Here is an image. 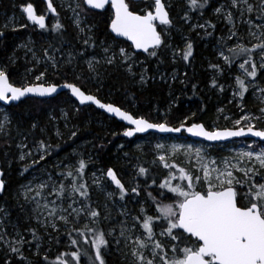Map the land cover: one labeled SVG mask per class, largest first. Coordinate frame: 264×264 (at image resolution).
<instances>
[{"label": "snow or ice", "instance_id": "snow-or-ice-1", "mask_svg": "<svg viewBox=\"0 0 264 264\" xmlns=\"http://www.w3.org/2000/svg\"><path fill=\"white\" fill-rule=\"evenodd\" d=\"M108 4L112 11L108 27L110 32L115 34L113 40L123 37L131 42L129 48L142 50L148 56H156V49L163 43L156 22L162 26L172 24L162 0H151L141 12L133 10L128 0H76L75 7L70 9L73 12L72 22L78 39H82L85 48L96 46L92 27L82 26L88 12L103 10ZM187 4L189 10H203L209 5V0H187ZM22 12L26 14L28 22L37 25L39 29L48 30L46 16L37 14L32 3L23 6ZM47 12L58 17L53 0H47ZM213 14L218 19L223 18L229 25L228 34L218 38V57L228 68L238 67L240 74L235 77L238 90L233 95L243 100L244 94L254 86L252 82L258 79V73L264 70V0H225L213 9ZM188 18L186 12L183 19L187 22ZM238 22L247 25L245 34L238 31ZM7 27L5 24L4 28ZM27 27L28 24H21L19 28H13V31ZM215 27L211 20L192 26L193 30L204 29L205 35H211L207 29ZM50 31L60 36L61 43H67L63 38L64 25L58 18ZM81 33H85V36L80 37ZM3 35L4 32L0 31V37ZM228 41L235 42L229 45ZM18 47H26L27 51L32 53L33 61L36 64L41 63L32 48L27 45ZM100 47L104 53L102 60H97L94 56L86 60L88 71L92 74L90 79L99 80L102 84V64L123 68L129 75L135 76V54L130 53L128 48L120 47L117 54L113 44L106 40L100 41ZM49 49L52 50L51 53ZM56 53L63 54L62 48L49 43L48 48L43 51V58L54 71H59L62 65ZM192 54L193 45L188 42L182 53L183 60L188 62ZM78 55L83 56L85 52ZM8 59L14 63L12 57ZM74 59L72 51H68L64 65L71 66ZM211 67L217 71L223 70L220 64H212ZM28 71L31 72V69ZM47 71L45 68V71L36 75L34 82L14 86L6 69L0 67V102L9 104L20 101L29 94L34 97H52L59 88H63L67 89L80 105H95L126 122L127 126L122 133L125 137L154 130L159 133L186 132L192 137L210 142L248 136L264 141V128H257L252 123L260 117L252 114L241 115L232 121V127L222 129L208 128L203 123L189 124L187 118L180 121L179 126H172L166 120L151 121L122 109L113 102H104L97 94L87 92L82 84L76 82L81 80L80 75H73L71 80L65 77L64 83L58 84L48 80ZM145 82L146 76L142 72L136 83L143 85ZM212 86H217L215 80ZM193 87L195 88V85ZM255 88L264 94V88L258 85H255ZM100 90L97 88V92ZM261 103L264 104V99H261ZM259 112L261 117H264V107H261ZM63 116L67 119V113ZM224 119L229 117L225 116ZM11 124V118L5 113L0 119V133L5 137L9 135ZM36 129L42 134L45 133V129L37 122H32L29 131ZM17 131L19 133L21 129L18 128ZM56 136L62 138V133L57 130ZM76 136L77 132L71 131L70 139ZM34 143L36 147L33 150H26L28 145L24 141L16 144L20 150L18 161H31L23 163L21 175L39 165L41 161H46L61 147L60 144L53 146L43 139ZM34 152L39 154L38 159ZM155 152L154 163L158 161L167 174L158 183L159 198L150 191L147 193L154 213L148 214V210L142 205L139 214L132 216L130 226L127 220L119 222L118 236H113L115 227L107 232L99 227L101 213L90 203L85 169L91 158L89 161L77 158L75 163H65L62 160L52 165V168L57 170L55 176L44 169L42 175H46V179L36 177L21 186L23 191L20 195L24 204L20 205V211L24 213L26 223L34 221L36 225L24 230L31 239H26L18 225L11 224L8 210L0 207V247L6 255L0 264H12V258L19 264H108L106 255L111 252L113 241L117 251L123 252L126 264H264V145L256 146L253 142L247 145V150H240L233 156L219 159L211 157L206 146L191 143H156ZM75 155L73 151L65 159ZM179 155L184 156L188 167L174 162ZM237 172L242 174L243 179L236 175ZM147 174L148 169L142 166L138 168V175ZM4 175V171L0 170V193L5 191V180L2 178ZM101 178L111 181L115 190L119 191V198H125L128 190L114 168L108 167L106 171H102L101 177L93 173L95 185H100ZM152 184H157L155 178ZM115 190L106 193L109 199L115 195ZM131 191L139 195L138 187H133ZM25 205H34L30 214ZM121 215L127 216L128 213L124 211ZM9 226L12 228L11 233L5 231ZM53 233H56L55 237ZM61 235L67 236L66 248L75 250L58 251L55 258L50 259L51 248L41 251L45 237L48 238L49 245L53 240L60 244ZM81 239L88 247L81 245ZM121 244L123 248L120 247ZM25 245L32 246L28 250L35 260L25 254Z\"/></svg>", "mask_w": 264, "mask_h": 264}, {"label": "trees", "instance_id": "trees-1", "mask_svg": "<svg viewBox=\"0 0 264 264\" xmlns=\"http://www.w3.org/2000/svg\"><path fill=\"white\" fill-rule=\"evenodd\" d=\"M24 2L34 4L37 12H44L45 5L40 0H0V31L4 32V35L0 37V66L6 69V73L9 75V80L14 85L21 84L19 74L24 69L23 61L21 57V49L18 45L25 41L28 35L32 36V39L41 46L44 50L48 48V44L52 43L54 46L62 48L63 52L72 51L75 59L71 66L64 65L59 71L50 74V81L56 83H64L65 77L71 80L73 75H77L78 71L82 67V61L84 56L78 55L80 52L97 57L99 54H103L100 41L106 40L109 44L112 43L114 50L118 54V49L121 46H125L128 49L129 43L123 40H113V35L109 32V23L111 11L107 7L102 12H95L90 10L88 12L90 18L89 22L92 24V34L95 39V47H87L82 43V39H78V33L72 22L69 20L68 13L61 9L56 0H53L54 7L58 12L57 18L64 25L63 38L67 43L60 42V36L57 33L51 32L50 21H47V29H35V27L28 23L24 15H21L22 22L28 24L26 29H19L13 31L14 27H10L8 24V18L21 10ZM132 9L141 12L146 8L150 0H142L140 2H133L128 0ZM178 9H172L170 11L172 17V24L169 26L171 33V43L175 45L181 44V35L184 34L187 37V42H191L193 45V54L189 58L188 62H185L183 58L177 59L172 57L166 47L169 39L167 34H163L160 28L158 31L162 34V45L156 49V56H148L147 53H135L134 56L139 59H143L145 62V76L146 82L143 85L136 83L138 75L131 76L126 74L124 69L117 68L115 66H109L105 68V83L103 88L97 92L93 86L83 82L82 78L76 81L78 84H82L87 92L97 94L104 102H113L115 105L120 106L122 109H126L129 112L137 115L144 116L151 121H167L172 126H178L179 122L187 118L188 123L196 122L203 123L206 127H210V124H215L217 128L223 126L221 124L219 114H217V108L220 106H227L228 96L226 92H223L218 86H210L209 70L206 67L207 61L212 57L211 44L212 36L216 34L217 27L213 29L211 35H205V32L196 36L198 30H190L189 24H185L184 19H179L177 13H180L183 3L178 2ZM213 4V0H209V5H206L203 10L195 9L191 12L197 15L200 21L208 20V10L210 5ZM7 24L8 27L4 28ZM177 30V31H174ZM209 32V30H207ZM169 32V33H170ZM81 37V34H79ZM205 39V40H204ZM51 49L49 52L51 53ZM151 51V50H150ZM59 55L60 53H56ZM65 54V53H64ZM9 57H12L13 62L9 61ZM236 66L229 68V75H233L236 72ZM135 68L133 72L135 73ZM162 74L158 79V76ZM163 77V78H162ZM225 75H221L217 82L221 83ZM162 78V79H161ZM195 85V88L193 87ZM168 94L172 95L173 101L169 103ZM39 102L41 104L56 105L61 101L73 102L77 104L68 93H61L56 97L50 99H37L27 98L20 101L16 105L5 106L11 114H17L20 112V108L28 102ZM22 110V108H21ZM70 117H75L77 128V136L70 139V133L68 137L65 135V140L54 141L53 146L60 144L61 147L56 149L52 156L48 157L46 161H43L48 171L53 174L57 171L52 168V165L60 163L62 160H73L77 154L85 153L87 151H94L96 157L99 159L100 164L105 167L114 168L119 178L124 183L127 190H131L133 187H138L139 195L136 203H130L129 198L132 196L128 191L123 199L128 207L135 206L136 211L140 210L142 205H139L141 200L145 199L143 206L148 210V213L152 210L151 201L148 199L147 193L150 191L154 196L159 198L158 183L167 174V171L159 166V162L155 160V156L149 150L146 145L140 149L133 148L132 142L134 139L141 136H149L151 139H157L160 135L149 133L147 135H137L133 138L127 139L123 136V129L125 126L116 121L113 118L108 117L100 110L92 106H79V111L74 113L69 112ZM22 115V114H21ZM41 113H38V117L41 118ZM23 116V115H22ZM25 119V117H23ZM30 121L24 123L22 128L23 133L34 140L44 139V135L39 129L31 130ZM259 123L257 127L261 126ZM51 135V132L48 136ZM169 136V135H168ZM51 137V136H50ZM5 144L4 139L0 136V159L2 166L3 158V146ZM75 152L76 155L68 157V154ZM24 163V162H23ZM22 162H13L9 169L4 170V178L6 179L5 191L0 193V204H4L9 211L12 219H15L19 223L23 224L25 221L22 219L24 213L20 211V205L17 202V198L14 196L16 192L17 173L15 171H23ZM145 167L148 169L146 176L138 175V168ZM3 167V166H2ZM1 169H4L2 168ZM3 171V170H2ZM17 171V172H18ZM27 172V171H26ZM25 172V173H26ZM155 178L157 184H152V180ZM178 181H174L176 183ZM151 185V187H149ZM238 187V186H237ZM239 188V187H238ZM130 192V193H129ZM243 192H241L242 194ZM242 196V195H241ZM98 199H102L101 196H97ZM150 203H149V202ZM152 214V213H150ZM75 237V233H73ZM63 237V236H62ZM108 264H124L112 249L109 254L106 255ZM4 259L0 257V262ZM12 264H19L12 261Z\"/></svg>", "mask_w": 264, "mask_h": 264}, {"label": "rangeland", "instance_id": "rangeland-1", "mask_svg": "<svg viewBox=\"0 0 264 264\" xmlns=\"http://www.w3.org/2000/svg\"><path fill=\"white\" fill-rule=\"evenodd\" d=\"M56 1H57V4L61 7V9H63L64 11L68 13L69 20L72 22L73 12L70 9L75 7L76 0H56ZM133 2L137 3L136 1H133ZM178 2L183 3V6H182L180 13H177V15L179 16V19H183L185 13L187 12L189 18L187 22L184 20L185 21L184 23L185 24L188 23L190 25L189 26L190 30H193L192 28L193 25H196L198 23H204V21H200L197 18V15L191 12L192 10H189L187 0H163V3L166 6V10L169 12V14L172 9L174 10L178 9V4H177ZM223 2H225V0H213V4L210 5L209 10H208V20H211L212 23L216 25L217 31H216V34L212 36V39H213L212 41L213 44H211L212 57L210 60L207 61L208 65L206 66L207 68L209 67L208 70H209V77H210V82H211L210 86H212L213 80L217 82L218 79L221 77V75H225L221 83L217 82L218 88H222L223 89L222 91L226 92L228 96L227 106L226 107L220 106L219 108H217V114H219V117H220L219 121L221 122V124H223V126L220 128L232 127L233 120L238 119L241 115H246V114H252L257 117H260L257 120H253L252 123H254L256 127L259 123H262L261 126L263 127H257V128H264V117H261V114L259 112V109L261 107H264V104L261 103V99H264V94H261L255 88V85H258L259 87L264 88V70L258 73V79L252 82L254 86L249 88V91L244 94V99L241 100L238 96L233 95V93L238 90V86L235 84V77L236 75L240 74L238 67H236L237 69H236L235 74L229 75L230 73L229 68L226 65H224L223 60L218 57V50L220 48V45L218 44V38H220L221 36H226L228 34L229 25L223 20V18L218 19L213 14V9L219 6V4ZM26 3L27 2H24L22 7L25 6ZM22 7L20 11H18L17 13H14L8 18V24L10 27L19 28V25L25 24L22 22V19H21V15L23 16ZM43 14H45L48 17L50 21V26H52V24L56 22V18L50 15V13L47 12V9L44 10ZM89 18L90 16L88 14L87 17L85 18V24L82 25L83 27H88V26L92 27V24L89 22ZM170 18L172 19L171 15H170ZM256 23H259V21H256ZM33 26L35 27V29H38L35 25ZM157 26L160 28V31L163 34L168 35V39L170 42L166 44V47L168 48L170 55L172 57L180 59L182 57L183 51L186 49V44L188 43L186 35L182 34L181 44L174 46L171 43V39H172L171 37L172 32H170L171 28L169 29V26H162L159 24H157ZM20 29H23V28H20ZM195 30L200 31L196 33V36H199L200 34L202 35V33L205 32L204 29L197 28ZM207 30H209V32L214 31L212 28H208ZM174 31H177V30H174ZM238 31L242 34H245L247 32V25H244L243 23L238 22ZM84 36H85V33H81V37H84ZM234 42L235 41H228V44L231 45ZM19 45H27V47L32 48L34 52L36 53V56L41 59V63L36 64L33 61L32 53L28 52L26 47H19L21 49V57H22L24 69L21 70L19 74V78L21 79V84L18 86H21L26 82H34L35 76L39 75L40 72L45 71V68H47L48 70L47 75H48V80H49L50 74L55 73L56 71H54L51 68V66L44 61V58H43L44 50L41 48V46L32 39L31 35H28L26 40L21 42ZM121 47H125V46H121ZM128 50L130 53H134L132 48ZM67 53L68 51L63 52V54L61 53L59 55L56 54L58 60L60 61L62 65L61 68L64 67V61L67 59ZM118 53H119V49H118ZM173 53H176V55L174 56ZM103 56H104V53L99 54L95 58L97 60H102ZM92 57H93L92 55L85 54L84 59L82 61V67L78 70L80 74L78 73L77 75H80L82 77V81L88 83V85L90 86H93L95 90H97V88L102 89L106 81L105 80L106 76H104L105 68L109 66L106 64H102L100 66V72L103 74L101 77L102 84L99 80L90 79V76L92 74L88 71V65L86 63V60ZM134 60H135V63H134L133 68L136 69L135 74L138 75V78H137V81H138L140 74L142 72L145 74L146 67H145V62L143 59H139L134 56ZM212 64H220L223 70L217 71L216 69H213L211 67ZM29 69H31V72L28 71ZM125 73L128 74L126 71ZM161 76L163 75L160 74L158 76V79ZM168 97L170 99L169 103H171L173 101L172 95L168 94ZM21 108L19 109L20 112L13 115L10 112H8L5 106L0 104V119H2L3 115L6 113L12 120V124L9 125V135L5 137L2 133H0V136L5 141V144L3 146V158H2L3 167L1 166L2 168H4L2 169L3 171L5 169L6 170L9 169L12 166L13 162H19L18 155H19L20 150L16 147L17 143L24 141V143L28 145V148L26 150H33L36 147L34 141H38V140H34L33 138H31V136L27 137L22 131V128L25 122L26 123L28 121H30V123L37 122L40 127L45 129V133H43L44 135L43 140H45L48 143H51L52 145L54 141L56 142L59 140L64 141L65 135L66 137H68V133L71 134V131L73 130L75 131L77 128V124H76L77 119L73 116L70 117V114H69V112L72 111L75 115V113L79 111V105L74 104L73 102L71 103V102L61 101L59 104L50 106L47 104H41L39 102L35 103L31 101V102L24 104ZM38 113L42 114L41 118L38 117ZM64 113H67V119L64 118L63 116ZM50 115L52 117L51 119H50ZM225 116H228L229 119L227 120L224 119ZM23 117H25V119ZM65 124H67V127H65ZM212 127L217 128V126L213 123L210 124L209 128H212ZM18 128L21 129L19 133L17 131ZM57 130H59L62 133V138H58L56 136ZM50 132H51V135H50L51 137L48 136ZM253 142H255L256 146L264 145V142L255 141L251 139H237V140L229 141V142L222 143V144H209L203 141L190 139L186 137L184 134L180 136H172V135L159 136L157 139H151L148 135L141 136L139 138L134 139L131 145H133V148L135 149H140L142 146L148 145L147 147H149V150L154 156H156V152H155L156 143H164V144L191 143L194 145H204L206 146V150L211 157L219 159L225 156H233L235 155L236 152L240 150H247V145ZM82 155H83L82 157H79L81 156V154H77L76 155L77 157L75 159L65 160L64 162L65 163H68V162L75 163L77 158H83L85 161H89V158H91L85 169V180L90 189V203L93 207H95L101 213L99 227L105 232L115 227L113 236H118L119 235V222L122 220H127L130 226L132 222L131 218L132 216L139 214V208L136 211L135 206L132 205L131 208L128 207L126 202L119 198V191L115 190V186L111 184V181H107L106 179L101 178L100 185L99 186L95 185L93 183V173H95L97 177H101V172L106 171V168L100 164L99 159L96 157V153L94 151L90 150L85 153H82ZM34 156L37 159L39 158L38 153L34 152ZM30 162L31 161L29 160V161H25L24 163H30ZM174 162L180 166H184V167L189 166L188 164L185 163V158L183 155H179L174 160ZM45 165L46 164H44L43 161H41L39 165H36L34 168H30L26 173L23 172L22 175H21V172H19L18 170H17L18 172L15 171V173H17L18 180L15 186L16 192L14 196L17 198V202L19 205L24 204L23 197L20 195V193L23 191L21 187L22 185L28 184L29 181H32L36 177L43 178V179L47 178L46 175H42V173L44 172V169H47ZM55 173L54 174L52 173V174L55 176ZM236 175L240 177L241 179H243V176L241 173L237 172ZM2 178L5 180V184H6V179L4 178V176ZM256 179L259 180V177H257ZM114 190H115V195L111 199H109L106 193L112 192ZM128 191H131V190H128ZM130 195H132L129 198L130 203L131 202L136 203V201H138L137 200L138 197L136 196V194L131 192ZM241 195H243V193ZM97 196H101L102 199H98ZM144 200L145 199L141 200V202H139V205H143L145 202ZM241 202H244V201L241 199ZM66 204H67V201H65V206ZM33 206L34 205H25V209L26 211L29 212V214H30L31 207ZM0 207H3L6 209V206L3 203L0 204ZM124 211H127L128 213L127 216L121 215V213ZM150 213L152 214L154 213L153 208L148 214ZM105 216H108L109 218L104 219ZM8 219L11 222V224L18 225L19 230L25 235L26 239H31V236L27 232H24V230L28 228L29 226H36L34 221H30L27 223L24 222L23 224H21L15 219H12L11 217H9ZM22 219L25 221V215L22 216ZM83 222L84 221L82 220L81 223ZM5 231L11 233L12 232L11 226L7 227ZM49 231H51V229H49ZM41 233H43V229H41ZM52 235L53 237H55L56 233H53ZM109 239L112 240L111 237H109ZM47 240L48 238L45 237V242H44V245L41 251L43 252L44 249L51 248V251L49 253L50 259H54L58 251L62 252L65 250L67 251L75 250L74 248H66V245L68 244V240H67V236L65 235L60 236V241H61L60 244H57L55 240H53V242L49 245L47 243ZM81 245L85 248L88 247L87 245L83 244L82 239H81ZM29 247H32V246L25 245V249H24L25 254L29 256L31 259L35 260L36 258L32 257L31 252L28 250ZM120 247L123 248V244H121ZM89 251L91 250L89 249ZM112 251L116 255L118 254L120 260L124 262V264H126L125 258L123 256V252L117 251L114 241H113ZM0 257H2V259L6 258L5 251L2 249V247H0ZM82 259L84 258L82 257ZM13 260L19 263L15 258H12V261Z\"/></svg>", "mask_w": 264, "mask_h": 264}, {"label": "water", "instance_id": "water-1", "mask_svg": "<svg viewBox=\"0 0 264 264\" xmlns=\"http://www.w3.org/2000/svg\"><path fill=\"white\" fill-rule=\"evenodd\" d=\"M44 5H45V7H46V9H47V0H40ZM133 1H136V2H140V1H142V0H133ZM162 3H163V0H162ZM26 6V5H25ZM34 6V5H33ZM107 6H109L110 7V10H111V6H110V4H108V5H106V7ZM106 7H105V9H106ZM34 9H35V7H34ZM105 9H103V10H105ZM103 10H92V11H95V12H102ZM35 11H36V9H35ZM112 12V11H111ZM37 14H40V13H38V12H36ZM23 15H24V17H25V19H26V14H24L23 13ZM45 15V14H44ZM50 15H52L51 13H50ZM46 16V15H45ZM27 20V19H26ZM47 21H48V17L46 16V25H47ZM30 24H31V22H29ZM157 24H159V22L157 21L156 22ZM110 24V23H109ZM38 29H39V27L37 26V25H35ZM158 30V29H157ZM109 32H110V28H109ZM111 33V32H110ZM113 36H115V34H113V33H111ZM116 39H119V40H123V41H126L127 43H131L130 41H127L125 38H123V37H116ZM132 50H133V52H135V53H142V54H145L142 50H136V49H133L132 48ZM150 50H152V49H150ZM60 84H63V83H60ZM14 86H16V85H14ZM68 93L69 94V96L79 105V106H92V107H94V108H96V109H98V110H100L101 112H103L105 115H107L108 117H110V118H113V119H115L116 121H118V122H120V123H122L125 127L127 126L126 125V122H124V121H120L118 118H116V117H114V116H112L111 114H109V113H106L103 109H99V108H97L95 105H80L79 104V102L78 101H76L75 100V98L74 97H72L71 96V94H70V92L67 90V89H63V88H59L58 90H57V93H55V94H53V96L52 97H34V96H32L31 94H29L27 97H24V98H21V100L20 101H22V100H25V99H27V98H37V99H44V100H46V99H50V98H53V97H56L57 95H59V94H61V93ZM20 101H16V102H10L9 104H4L3 102H0V104L1 105H3V106H10V105H16V104H18ZM179 126V125H178ZM222 129V128H221ZM149 133H153V134H156V135H160V136H168V135H172V136H180V135H182V134H184L186 137H188V138H190V139H194V140H199V141H203V142H206V143H209V144H222V143H226V142H229V141H233V140H237V139H251V140H255V141H260V142H264V141H261L259 138H256V137H251V136H248V137H233V138H230V139H228V140H225V141H212V142H210V141H204L202 138H199V137H192V136H190L188 133H186V132H181V133H159V132H156V131H154V130H150L148 133H138V134H136L135 136H137V135H147V134H149ZM135 136H133V137H135ZM125 137V136H124ZM133 137H125V138H127V139H130V138H133ZM0 170H2L1 169V159H0Z\"/></svg>", "mask_w": 264, "mask_h": 264}, {"label": "flooded vegetation", "instance_id": "flooded-vegetation-1", "mask_svg": "<svg viewBox=\"0 0 264 264\" xmlns=\"http://www.w3.org/2000/svg\"><path fill=\"white\" fill-rule=\"evenodd\" d=\"M27 3H29V2H27ZM27 3H26V4H27ZM33 5H34V4H33ZM34 7H35V6H34ZM107 7H109V6H107ZM107 7H106V8H107ZM109 8H110V7H109ZM45 9H46V7H45ZM110 11H111V10H110ZM36 12H37V11H36ZM38 13L43 14V12H38ZM111 13H112V12H111ZM52 16H53V15H52ZM28 23H29V22H28ZM32 25H33V24H32ZM241 203H243V202H241Z\"/></svg>", "mask_w": 264, "mask_h": 264}]
</instances>
